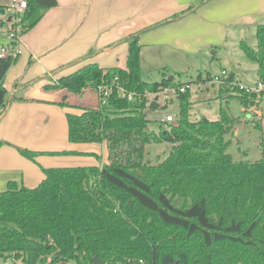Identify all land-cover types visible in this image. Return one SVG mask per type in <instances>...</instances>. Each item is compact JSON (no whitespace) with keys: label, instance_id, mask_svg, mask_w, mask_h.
I'll list each match as a JSON object with an SVG mask.
<instances>
[{"label":"trees","instance_id":"trees-1","mask_svg":"<svg viewBox=\"0 0 264 264\" xmlns=\"http://www.w3.org/2000/svg\"><path fill=\"white\" fill-rule=\"evenodd\" d=\"M27 1L20 34L58 5ZM257 44L241 43L264 82V23L258 25ZM129 47L127 68L90 63L46 85L81 92L117 77L135 99L116 89L107 104L66 114L70 141H105L109 163L45 168L38 186L10 181L0 192V264L9 258L22 264H95L94 257L115 264H264V159L234 161L225 138L234 125L229 112L221 107L216 121L191 120L189 90L179 95V121L150 129L145 94L190 83L175 85L167 73L162 81H144L139 34ZM19 56L13 50L0 57V116L11 97L4 80ZM233 80L234 74L228 77ZM236 88L244 107L256 103V93ZM167 142L170 151L150 162L146 147ZM18 150L32 160L38 155Z\"/></svg>","mask_w":264,"mask_h":264},{"label":"crops","instance_id":"crops-1","mask_svg":"<svg viewBox=\"0 0 264 264\" xmlns=\"http://www.w3.org/2000/svg\"><path fill=\"white\" fill-rule=\"evenodd\" d=\"M247 1L58 0V5L48 9L35 26L20 34L17 44L20 56L4 80L11 97L0 116V141L7 142L0 145V192L8 188L10 181L29 188L38 186L46 177L45 168L101 167L110 162L105 141L82 144L69 139L66 114L80 115L84 108H99L96 88H85L81 92L46 89V85L53 83L52 79L90 63L106 69L127 68L129 40L135 34H139L142 47V68L151 62L154 64L151 69H162L160 58L165 59L169 50L181 55L198 51L200 44L212 46L211 40L196 41L201 34L199 27L205 21L223 20V16L235 20L236 24H256L257 20H264L262 10L245 9L246 14L238 10ZM193 7L195 9L190 11ZM164 73L169 72L162 70V77ZM54 120V132L50 133L49 125ZM55 134L67 141L65 149L83 156L103 154L96 149L102 144L108 160L94 164L91 158L72 157L70 160V157L45 155L32 160L18 150L21 147L31 151H61L47 148L45 144L47 137ZM49 159L52 160L49 162ZM88 161L91 165H84Z\"/></svg>","mask_w":264,"mask_h":264},{"label":"rangeland","instance_id":"rangeland-1","mask_svg":"<svg viewBox=\"0 0 264 264\" xmlns=\"http://www.w3.org/2000/svg\"><path fill=\"white\" fill-rule=\"evenodd\" d=\"M9 3L10 0H0V50L2 47H8L9 52H13V50L16 51L17 46L13 48L12 45L16 38L13 37L11 39V29L13 27L8 22L11 14L1 11V6ZM238 8V10H243L245 14L248 10L258 9L262 10L264 13V0H248L247 3L243 2ZM222 19L223 20H215L210 23L205 21L199 27L201 34L196 41H201V38L204 41L211 40L212 46L200 44V47L198 46V51L190 53L183 52L181 55L180 53H170L171 50H169V54L165 59L160 58L163 61L160 66L162 69L159 67L151 69L154 65L151 62L144 65L142 68V79L145 81L159 80L162 77V70H166L169 72L167 75L168 77L174 76L173 80L176 83L175 85L190 83V87H188L187 90L190 91L191 96L189 113L190 119L193 121H199L202 118L216 121L221 117V107H224L234 120L232 132L225 137L227 140L231 141L228 152L233 156L234 161L253 162L264 159V95L262 94L264 89L261 90V92L253 89L262 82L257 73L258 63L251 57H248L241 43L245 41L246 44H250L252 47L257 48V29L258 25L264 20H257L256 24L253 22L236 24L237 22L233 19L224 18V16ZM223 70L226 71L229 76L234 74L233 82L228 81L229 76H224V79H222L223 82L220 83L218 78L222 76ZM208 75L212 76L214 81H207ZM52 80V82L57 81V79ZM242 86L244 88H242ZM247 86L249 88L253 87L250 92L246 91ZM236 87L244 90L248 95L253 92L256 93L257 97H254L256 103L244 107L237 97V92L234 90L237 89ZM151 93L152 94L149 95L150 104L155 100L156 96L159 97V99L158 108H151L149 104V109L146 110L148 118L151 120L150 129H156L158 122H161L163 126H167L163 120H165L168 115H173L178 118L177 120L179 121L181 101L179 95H183L184 92L182 94H176L171 99L166 100L161 91ZM54 125L55 120L49 125L50 133L54 132ZM47 135L49 136V133H47ZM45 144L47 148L54 147L61 151L54 152L50 150L53 148L45 149L50 151H36L38 155H36L35 158H39L41 155L54 158L70 157V160L72 157H85L91 158L94 164H101V162L108 160L106 150L103 148L102 144L96 149L103 154H91L90 157L87 155L83 156L80 153H74L68 150V148L65 149L67 141L62 138L60 140L57 134H55L54 137H47ZM146 148L147 159L155 163L159 158H163L172 147L171 144L167 142L152 143ZM51 160L52 159H49V162ZM53 161H55V159H53ZM90 163L91 162L88 161L87 164L85 163L84 165H91ZM41 164H44V162H41ZM3 264H22V261H14L13 258H9Z\"/></svg>","mask_w":264,"mask_h":264},{"label":"built area","instance_id":"built-area-1","mask_svg":"<svg viewBox=\"0 0 264 264\" xmlns=\"http://www.w3.org/2000/svg\"><path fill=\"white\" fill-rule=\"evenodd\" d=\"M28 7V1L27 0H10L9 4L2 5L1 6V11L4 13H10L11 17L8 19V22L11 24L13 27L11 29V39L14 37L16 38V41H18L19 36H20V23L23 19V15L25 14L26 10ZM15 25V26H14ZM0 57L6 56L10 54L8 47H2L0 50ZM19 52L18 48L16 49V52ZM224 76H229L226 71H222V76H220L218 79L221 82H223L222 79H224ZM214 81V80H213ZM189 86L186 84H183L182 86L179 87H172V86H167L165 89L161 90V93L163 94L164 99H171L174 95L182 94L187 90ZM242 88H244L242 86ZM253 87L249 88L248 86L246 87V91L250 92ZM118 90V93L121 97H126L130 101H133L134 98V93L133 92H128L126 87L121 84V81L116 77L113 82H108L99 85V87L96 88L98 92V96L100 98V106L107 104L109 100V96L115 91ZM256 91H260L264 89V82H260L256 88H253ZM148 96H147V95ZM146 97H149L151 95V92L146 93ZM178 118L174 117L173 115H168L165 120H163L164 123H176ZM141 263H144L143 260H140Z\"/></svg>","mask_w":264,"mask_h":264},{"label":"water","instance_id":"water-1","mask_svg":"<svg viewBox=\"0 0 264 264\" xmlns=\"http://www.w3.org/2000/svg\"><path fill=\"white\" fill-rule=\"evenodd\" d=\"M169 79H170V80H173V76H170ZM158 99H159V97L156 96L155 100H153V101L151 102V104H150V107H151V108H158ZM129 203L132 204L133 201L130 200ZM93 262H94L95 264H115V263H111V262H105L104 260H101L99 257H94V258H93Z\"/></svg>","mask_w":264,"mask_h":264}]
</instances>
